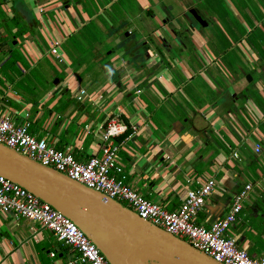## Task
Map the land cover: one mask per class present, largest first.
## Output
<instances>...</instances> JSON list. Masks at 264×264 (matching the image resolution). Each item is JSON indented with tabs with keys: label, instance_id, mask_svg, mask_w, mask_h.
Masks as SVG:
<instances>
[{
	"label": "crops",
	"instance_id": "1",
	"mask_svg": "<svg viewBox=\"0 0 264 264\" xmlns=\"http://www.w3.org/2000/svg\"><path fill=\"white\" fill-rule=\"evenodd\" d=\"M0 111L81 162L117 116L118 161L145 199L175 211L215 181L193 217L206 228L251 185L225 236L264 255V0H0ZM0 264L81 263L0 210Z\"/></svg>",
	"mask_w": 264,
	"mask_h": 264
},
{
	"label": "built area",
	"instance_id": "2",
	"mask_svg": "<svg viewBox=\"0 0 264 264\" xmlns=\"http://www.w3.org/2000/svg\"><path fill=\"white\" fill-rule=\"evenodd\" d=\"M50 53L57 60H61L58 42L52 43ZM87 97L89 96L84 89H79L75 95L79 102ZM127 130L128 125L117 116L109 117L100 134L99 154L91 155L81 162L73 156L70 147L64 150L54 149L45 138L32 135L27 125L15 123L6 113L0 111L1 145L119 203L126 202V207L140 218L187 242L221 264H264V255L253 259L237 246L233 238L225 236L240 212L241 203L251 185H245L243 190L234 196L232 206L224 218L208 228L197 225L193 222V217L214 191L215 181L208 179L198 188L188 190L180 207L175 211H167L156 202L145 199L126 183V176L117 158L119 150L123 147V143L118 142L117 138ZM132 130L136 131V126H132ZM255 151H259L258 146ZM0 210L11 213L14 220L24 219L40 224L50 231L58 242L74 250L81 264H109L98 248L66 216L30 191L2 176Z\"/></svg>",
	"mask_w": 264,
	"mask_h": 264
},
{
	"label": "water",
	"instance_id": "3",
	"mask_svg": "<svg viewBox=\"0 0 264 264\" xmlns=\"http://www.w3.org/2000/svg\"><path fill=\"white\" fill-rule=\"evenodd\" d=\"M190 13L202 23L194 10ZM0 176L66 216L109 264H221L125 205L1 144Z\"/></svg>",
	"mask_w": 264,
	"mask_h": 264
},
{
	"label": "rangeland",
	"instance_id": "4",
	"mask_svg": "<svg viewBox=\"0 0 264 264\" xmlns=\"http://www.w3.org/2000/svg\"><path fill=\"white\" fill-rule=\"evenodd\" d=\"M115 41V40H114ZM91 64V66H93V67H95V65L93 64V63H90ZM90 67V66H89ZM91 70V69H90ZM82 80H84V78H82ZM90 90H92V89H90ZM121 204H123V205H125V206H127V203L126 202H124V201H121L120 202Z\"/></svg>",
	"mask_w": 264,
	"mask_h": 264
},
{
	"label": "trees",
	"instance_id": "5",
	"mask_svg": "<svg viewBox=\"0 0 264 264\" xmlns=\"http://www.w3.org/2000/svg\"><path fill=\"white\" fill-rule=\"evenodd\" d=\"M20 32H21V29H20V28H18L17 34H20Z\"/></svg>",
	"mask_w": 264,
	"mask_h": 264
}]
</instances>
